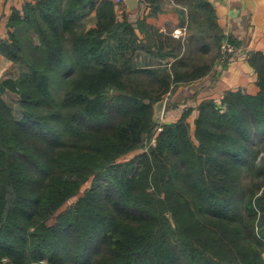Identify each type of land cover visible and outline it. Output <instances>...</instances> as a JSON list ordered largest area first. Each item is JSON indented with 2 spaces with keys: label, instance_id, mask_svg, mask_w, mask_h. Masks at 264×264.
Instances as JSON below:
<instances>
[{
  "label": "trees",
  "instance_id": "trees-1",
  "mask_svg": "<svg viewBox=\"0 0 264 264\" xmlns=\"http://www.w3.org/2000/svg\"><path fill=\"white\" fill-rule=\"evenodd\" d=\"M86 2L97 22L82 29ZM143 2L137 21L114 0L12 9L0 38L18 68L0 78V264H264V53L249 55L255 93L202 98L192 125L187 107L156 131L155 102L209 73L217 53L197 51L218 50L224 33L214 4L194 1L201 26L183 55L145 22L159 0ZM139 49L155 63L135 65Z\"/></svg>",
  "mask_w": 264,
  "mask_h": 264
},
{
  "label": "crops",
  "instance_id": "crops-1",
  "mask_svg": "<svg viewBox=\"0 0 264 264\" xmlns=\"http://www.w3.org/2000/svg\"><path fill=\"white\" fill-rule=\"evenodd\" d=\"M26 1L32 0H0V38L7 31L9 15L13 8L20 9ZM96 2V0H94ZM158 12L147 15L145 22L149 27L157 29L161 33H171L173 30L188 24V16L183 9L169 4L168 0H159ZM81 9L86 13L82 17V29L96 26L97 16L95 8L86 2ZM218 21L224 32L230 33L238 41L239 50L225 62L220 64L214 61L211 71L204 76L187 82L176 84L171 92V103L166 107L165 122L174 121L184 108L192 109L188 119L192 125L198 114V102L202 98L210 97L219 100L222 94L230 89H241L249 93L258 90L256 84L255 69L249 62L252 51L260 50L264 53V0H228L226 6H215ZM117 12L126 10L132 21L144 16L146 4L139 0L135 11H128L124 0L116 4ZM0 57L5 58L0 53ZM134 64L137 66L153 65L155 60L144 50H137L133 55ZM184 84V85H182Z\"/></svg>",
  "mask_w": 264,
  "mask_h": 264
},
{
  "label": "rangeland",
  "instance_id": "rangeland-1",
  "mask_svg": "<svg viewBox=\"0 0 264 264\" xmlns=\"http://www.w3.org/2000/svg\"><path fill=\"white\" fill-rule=\"evenodd\" d=\"M194 1L196 0H168L169 4L172 6H176L178 9H183L186 13V16H188V24H184L182 27H179L178 29L173 30L172 34L171 33H165V35H168L170 37V40H172L173 42H177V41H181L183 43L184 48L182 49V54H188L189 51L191 50L189 48V40H190V35L193 33V30H197L198 28L201 26H198L197 21L191 19V13L192 11H190V5H192L194 3ZM212 1V0H210ZM118 4V3H116ZM124 11V10H123ZM190 20H191V24H190ZM192 25V26H191ZM223 33H225L223 31ZM228 34V36H230L231 34L226 32ZM224 37V36H223ZM222 37V38H223ZM222 41V39L220 40V42ZM172 42V45H174L175 43ZM193 43L197 44L198 46L201 45L200 42H196V39L193 40ZM211 49L207 52H204L203 50H199L197 51L198 54L204 55L202 57L210 59L212 56H214L217 53V58L215 60H218V57L220 55V44H219V48L217 50V47H215V45L213 43L210 44ZM165 48H170L168 45L165 46ZM239 50V47L236 45V51ZM236 51H233V53H231L225 60V62H227L228 60H230V58L232 57V55L235 54ZM6 59L0 57V78H5L7 76H14V75H18V68L17 66H15L14 64H12V61L10 59H8L5 56ZM173 59H171L170 61H172ZM224 62V61H223ZM169 65V63H168ZM185 85H187V82H184ZM182 84V85H184ZM174 89V88H172ZM171 92H167L166 95L163 97V99H165V105H164V109H163V113L162 116L160 118V121H156L157 122V126H155L156 131H158L161 126H158L160 124H162L165 121V116H166V112L165 110L167 109L166 107L169 106V104L171 103L170 98H171ZM6 99L12 103V105L15 107V110L17 109V100H16V95L15 94H10L8 96H6ZM166 108V109H165ZM154 136H152L150 142L153 143L154 142ZM134 154H129L127 155L125 159H128L129 157L133 156ZM71 201V200H70ZM73 201V200H72Z\"/></svg>",
  "mask_w": 264,
  "mask_h": 264
},
{
  "label": "water",
  "instance_id": "water-1",
  "mask_svg": "<svg viewBox=\"0 0 264 264\" xmlns=\"http://www.w3.org/2000/svg\"><path fill=\"white\" fill-rule=\"evenodd\" d=\"M124 2L127 5L128 11H135L138 4H139V0H124ZM211 2L214 4V6H219V5L220 6H226V5H228V0H212ZM164 105H165V99H163V98H161L155 102L154 113H153V119L155 121H160V118H161L162 113H163Z\"/></svg>",
  "mask_w": 264,
  "mask_h": 264
},
{
  "label": "built area",
  "instance_id": "built-area-1",
  "mask_svg": "<svg viewBox=\"0 0 264 264\" xmlns=\"http://www.w3.org/2000/svg\"><path fill=\"white\" fill-rule=\"evenodd\" d=\"M114 1L115 3H121L123 0H114ZM233 51H236V44L229 40V36L225 32L224 37L222 38V41L220 42V55L218 57L217 62L220 64H224L226 61L225 59L231 53H233Z\"/></svg>",
  "mask_w": 264,
  "mask_h": 264
}]
</instances>
